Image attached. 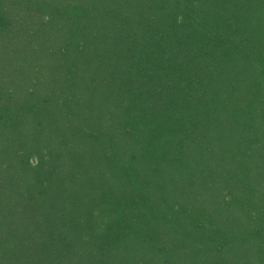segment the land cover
<instances>
[{"label":"trees","instance_id":"1","mask_svg":"<svg viewBox=\"0 0 264 264\" xmlns=\"http://www.w3.org/2000/svg\"><path fill=\"white\" fill-rule=\"evenodd\" d=\"M0 264H264V0H0Z\"/></svg>","mask_w":264,"mask_h":264}]
</instances>
